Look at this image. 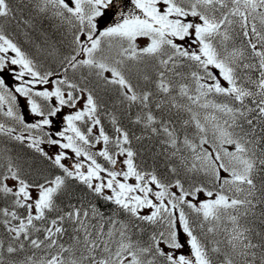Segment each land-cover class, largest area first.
Instances as JSON below:
<instances>
[{"label":"snow or ice","instance_id":"obj_1","mask_svg":"<svg viewBox=\"0 0 264 264\" xmlns=\"http://www.w3.org/2000/svg\"><path fill=\"white\" fill-rule=\"evenodd\" d=\"M0 264H264V0H0Z\"/></svg>","mask_w":264,"mask_h":264}]
</instances>
